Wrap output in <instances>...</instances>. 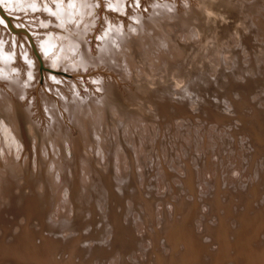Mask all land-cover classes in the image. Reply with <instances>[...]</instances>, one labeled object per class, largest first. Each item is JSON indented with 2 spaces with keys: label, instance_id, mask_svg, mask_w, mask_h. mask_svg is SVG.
<instances>
[{
  "label": "rangeland",
  "instance_id": "rangeland-1",
  "mask_svg": "<svg viewBox=\"0 0 264 264\" xmlns=\"http://www.w3.org/2000/svg\"><path fill=\"white\" fill-rule=\"evenodd\" d=\"M7 1L0 0V19L3 18L1 20L5 24L0 23L8 31L14 32L11 31V34L24 39L29 35L38 50L40 36L46 39L47 34L57 35L61 30L62 35L69 33L75 40H84L86 49L92 55L91 60L84 59L86 63L83 72L67 73L63 71L64 68L53 70L50 64L45 63V56L38 50L44 59L41 62L45 64H38L39 81L36 79V90L48 91V86L45 85L47 81L44 79L53 72L69 76L72 80L87 77L84 89L80 90L81 99L77 98L78 102L81 101L80 107L75 109L78 119H71L83 131L84 151L80 149L84 152V157L80 155L79 162L76 160L64 164L72 161L68 150L70 136L62 133L65 138L60 139L54 128L56 126L50 127L48 132L44 128L38 134L32 129L30 135L27 132L32 155L36 157V151L41 155L42 176L37 174L32 155L28 161V151L20 159L16 146L11 149L5 141L0 144V160L3 164V167L0 165V177L13 174L20 185L16 186V193L22 187L27 196L34 195L35 191L41 196L45 191L44 181L49 182L54 197V204L47 212L52 220L50 223L75 218L70 236H67L65 230H61L55 237H67L69 245L76 243L75 248L84 249L80 257L82 260L89 263L90 256H96L94 263L119 264L123 249H116L117 245L113 242L118 237L114 225L117 218L128 228L127 239L131 241L128 249H124L125 263L137 264L138 261L148 259L152 253V236H156L154 230L160 229L162 224L159 210H166L167 217L170 218L176 212L186 213L187 206L192 205L196 199L198 207L195 209L194 206L191 220L196 230L202 232L207 230L208 224H225V229L228 226L230 231L237 230L241 225L238 215L247 210L250 216H254L264 208V0H118L124 7L119 6L122 8L120 11L115 4H109L110 0H88L97 8V14L85 12L76 16L69 10L65 18V22L69 23L65 26L67 31L59 29L64 24L61 25L62 22L58 20L60 27L56 24L45 26L46 22L40 28L39 25L34 27V21L42 17L40 13L27 9L11 11L12 5L8 6ZM222 3L228 9L237 10L234 18L227 16ZM45 11V18L52 17V9L47 8ZM217 18L223 21V25L220 23L221 33L215 37L209 34L211 29L208 23L211 20L217 23ZM28 22L32 25L27 24ZM229 22L233 23L231 28L225 26ZM50 28L53 29L52 32ZM101 31L103 34L99 35ZM34 32L37 34L34 35ZM119 40L125 42L124 47L119 45ZM12 45L15 46V43H11V47ZM27 45L30 46L29 43ZM194 46L201 48L199 57L191 51ZM31 53L33 54L32 51ZM193 64L204 72L206 82L212 83V87L203 89L202 85L196 88L190 84ZM42 68L46 70L43 71ZM249 81L251 88L244 87ZM36 90L32 92L33 96L36 95ZM150 90H154L159 98L160 95H165L172 100L167 106L170 115L162 114L157 100L145 95ZM115 91L117 99L114 98ZM177 99L181 103L174 101ZM9 106L12 113L13 105L10 102ZM178 106H181V110ZM13 120L20 144L28 148L23 138L22 125L17 119ZM4 149L11 155L12 160L9 162L3 156ZM48 150L52 156H49ZM61 151L64 156L60 158ZM104 154L107 159H104ZM85 168L97 178L108 176L109 171L113 178L122 173L121 179L132 190L120 202L113 199L106 190L107 206L104 207L103 202H100L104 199L103 190L96 189L94 191L100 200L87 197V202L91 199L90 204L86 202L88 209L78 210L74 215L75 205L69 200L67 192L69 183L65 181L62 186L58 185L61 181L60 173L67 172L71 179L73 171H78L81 182ZM189 172L193 175V192L183 182ZM24 179L31 183L25 184ZM81 184L84 186V182ZM253 186H256V197L250 195L252 202L247 209L248 202L240 201L239 195L250 193ZM216 188L223 204L232 201L230 212L235 215L224 212L222 207L219 211H209V199L213 197ZM89 190L87 196L90 195ZM134 191L137 192L135 199L131 196ZM4 198L0 196V206L8 203L9 199ZM60 198L67 201V206L61 204L63 206L59 208ZM173 203L182 208L174 211ZM59 209L66 216H56ZM23 218L21 215L18 221L23 222ZM243 221L249 227L253 218ZM258 221L263 224L257 234L252 229L238 237L241 242L236 251L240 253H233V256L236 255L239 262L245 255V259L250 260L248 264H264V218ZM14 225L15 231L17 225ZM205 239L210 241L208 234ZM252 241L254 242L251 243ZM158 245L163 247L165 244L159 239ZM95 248L97 251H93ZM98 249H106L112 254L100 255L102 253ZM209 261L207 258L202 262L209 264ZM3 264L10 262L4 261Z\"/></svg>",
  "mask_w": 264,
  "mask_h": 264
},
{
  "label": "bare ground",
  "instance_id": "bare-ground-1",
  "mask_svg": "<svg viewBox=\"0 0 264 264\" xmlns=\"http://www.w3.org/2000/svg\"><path fill=\"white\" fill-rule=\"evenodd\" d=\"M110 1L111 3L109 4L110 5L115 4L116 5L115 7L117 9L119 8V6H122V3L119 4L120 0L119 1L110 0ZM7 2H8L7 4L8 6L12 5L10 7L11 11H16V10L24 11L27 9V11H30V12L34 11L36 14L40 13V15H42L41 17L42 20L40 18H37L34 21V27L35 26L38 27L39 25L38 28L44 26L45 22H46L45 26L46 25L52 26L56 24L58 25V27H60L59 24L57 23V20H58L62 22V24L60 23L61 25L64 24L59 29L61 28L65 29V26H67L66 23L69 24L68 22H65L66 21L65 18L68 16L69 10L70 12L75 13L76 16L81 15L85 12L86 13L91 12L92 14H95V13L97 14L98 12L97 8L93 7L94 5H91L90 1L88 0H72V1L71 0L70 1L68 0H8ZM121 2H125V0ZM215 4L218 5V3H215ZM3 5L4 4H2V7ZM129 5L130 4H128V6ZM136 6L138 5L136 4ZM222 6L226 8V9L224 8V10L227 11V16H232V18L236 16L235 12H237V10L233 11L231 9H228L226 7V4H223V3H222ZM132 7L130 6V8ZM47 8L52 9L54 16L52 15V17L45 18L43 13L46 12L45 10ZM122 8L124 7L122 6ZM122 8H119V11ZM130 8L128 7V9ZM124 11H127V9L126 10L124 9ZM129 13L130 12H128V14ZM68 18H67V21H69ZM83 18H86V17H83ZM1 19L4 20L3 18ZM2 20L0 22H2ZM218 20H219L218 21L219 23L218 22L215 23L213 20L209 22L210 24L208 23L209 29H211L209 32L211 36L215 35V37H217L219 33H221L220 31H221V26L223 25L222 24L223 21L220 19ZM71 21H74V20H71ZM29 23L30 22H28L27 24ZM225 23L227 22L225 21ZM20 24H22V22ZM74 25L75 24H73V27ZM227 25L228 27L231 28V26H233V23L229 22L228 24H225V26ZM50 29L52 32L53 29L52 28ZM65 30L67 31L68 29H65ZM11 31H8V29H6L5 27H2L0 23V144L2 145V143L5 141L8 148L12 149L13 146H16L17 155H20V159L24 158V155L27 153L26 151H28L27 156H28V161H29L33 156L32 155L33 152L30 149V143L27 138L28 137L27 132L29 131V135H30V132H31L30 129H32L33 132H36L38 134V132L39 133L42 132L43 128L45 132H48L50 131V127L56 126L54 128L56 129L57 136L60 137V139L65 138L61 135L62 133L64 135L69 134L70 136V143L68 141V150L70 153L69 157H71L72 161L70 162L67 161L64 164L67 165L68 163H72L76 160L77 162H79L80 155L82 156L84 155V152H83L84 150L82 148L83 131L80 128V125L77 124L76 121L72 122L71 119L72 117L75 119H78L76 110L81 105V101L78 102V100L81 99L80 90L82 88L84 89V85L87 83V77L82 76L81 78L79 77V79H76L74 77L75 79L72 80V78L69 76L67 77L66 75H59L58 72H53V74H50L48 78L45 76L47 79H44V80H46L47 83L46 81L43 80L46 83L45 85L48 86V91L47 90L42 91V89H40L41 91L36 90L35 83H36V79L38 80V70H39L38 64H45L47 62L53 67V70L55 71L62 70L64 68L63 71L65 70L67 73L75 72V71L83 72L85 68L84 63H86L84 59L89 58V60H91L92 58L91 52H89L86 49L85 47L86 44L84 43L85 42L84 40L77 38L78 40L76 39L77 40L76 41L75 37H73L72 34H69L67 32L68 34L62 35L61 30L60 31L58 30L59 33L57 35L55 33L47 34L48 37L46 39L43 38L45 40L40 38L42 36L38 38L39 46H40L39 49L41 51L40 54L43 53L42 55L45 56V58L43 57L45 59V63H44V62H41L44 59H42L41 55L38 53L39 49L37 50L36 47L34 46L32 37L27 35V38L24 39L18 35L17 36L14 35L13 31H12L13 33L11 34ZM35 33L36 32H34V35ZM100 34H103V32L101 31L99 35ZM216 34L218 35L216 36ZM39 35H42V34L39 33ZM205 41L207 40H203V42ZM11 43H15V46L12 45L13 47H11ZM27 43L30 44L31 46V47L29 46L30 48L28 47ZM119 45L121 47H124L125 42L119 40ZM30 49L33 52V54L31 53ZM199 49L201 48L194 46V49L191 48V51L195 52L196 55L199 57L201 55V52ZM37 60H39V62ZM47 67L49 66L47 65ZM191 69H192L191 74L193 76L192 77L193 81L191 80L190 84H192L193 86L195 85L194 87L196 86L199 87L202 85L201 87L203 89L205 87L210 88L213 86L212 83L206 82V75L204 74L203 71L199 69V67L196 64H193V67H191ZM96 75L98 76V74ZM195 79H197L199 82H197V80ZM42 85H44V83ZM243 86L251 88V82L249 81V83L247 82ZM34 89L36 90L35 96H33L34 94L32 95V92L34 91ZM116 94L117 93L115 91V95H114L115 99H117ZM145 95H147L149 99H152L154 97V99L157 100L156 102H158V107L161 109L162 114L164 113L167 116L170 115V113L167 110V106L170 105L172 101V100H169L170 98L166 97L165 95H162V96L160 95V98H159V95L157 93H154V90H150V92L146 93ZM20 96H23V97L20 98ZM90 96H91V99H89V102L92 101V95L90 94ZM119 96H118V99H119ZM123 99L122 101L125 102ZM85 101L83 102L85 103ZM174 101L181 103L180 100L178 99ZM9 102L13 105L14 116H13V112L10 113L9 111V108H10ZM178 107L181 110V106H178ZM13 118L17 119V121L20 122V125L23 126V127L21 126L22 134H23V138L28 148L27 147L25 148L23 144H20V141L18 140V137H17V133L14 129L15 124H13L14 123ZM60 121H62L64 124H62ZM59 124L61 125L59 126ZM251 130L253 131L252 128ZM80 148H82L83 151ZM48 152H49L48 153L49 156H52V153L49 150ZM30 155L32 156L29 159ZM3 156L8 162L12 160L10 153H8L6 149H4L3 151ZM62 156H64L63 151H61L60 158ZM104 159H107V155L105 154H104ZM33 161L36 164L37 174L42 176L41 169L43 168V166H42V160H41V155L39 151H36V157L33 156ZM0 165L1 167H3L1 160H0ZM4 168L5 170L7 169L6 167ZM85 169L86 171L83 172V175H84L83 181H81L82 183L84 182V186H82L80 182L81 178H80V175L78 174V171H75V172L73 171L71 179L68 178L67 172L60 173L61 181L58 182L59 183L58 185L62 186V184L65 183V181L69 183L67 192H68V198H70L69 200H71L72 203L75 205L74 215H76L78 210H82L88 207L86 205L87 197L88 198L94 197L95 199L98 198L97 194L95 193L96 191H94L96 189L103 190L104 199H101L100 202H103L104 207L107 206L105 204L106 190L109 191L110 193L109 195L113 199H116L119 202L123 200L122 198L125 195H129V193L132 190L131 188L129 189L130 185H127L126 181L121 179L123 178L122 173H120L118 177L113 178L111 171H109L108 176L107 175L104 176L105 180H107L106 183H104L105 180L103 181L104 179L103 177L97 178L96 175L92 173V171H90L87 168ZM88 174H89V177L87 178L86 176ZM12 175L8 173V175H6L5 177H3L2 175L0 177V196H2V198L5 197L4 199L6 198L9 199L8 203L6 204L3 203L0 206V230H1L0 260L5 259V261L10 262V264L12 263L13 264H33V263L35 264H38V263H41V264H89L90 262L92 264H97V263H94V259L96 258V256H90L89 263H87V261H84L80 258L82 257L83 252H84V249L82 248L72 250V254H74V256L72 254L71 255L74 257V261L63 259L62 250L68 249V246H70L68 238L67 237L63 239L61 238V241H60L58 238L54 236L55 235L57 236V234L61 230H65L68 233L67 236H70L71 233L69 232L73 230L74 226L72 225V223L75 220V218H73L72 220L70 219L69 221L67 219H60L58 220L56 224L50 223L52 220L49 218L47 212H48V208L54 204V197L52 195L53 194L52 186L49 184V182L47 183L46 181H44L45 191H44V194H42L41 196L38 195V193L35 190H32V191H35L34 195L27 196L24 194L25 191H23L22 187H21L22 189L20 188L19 190L20 192L18 191V193H16L15 189H16V186L18 185V182H17V179H15V177ZM45 177L46 176H44V178ZM46 179L48 178L46 177ZM24 180H25V184L31 183L27 179H24ZM193 181H194L193 175L191 172L187 173L186 177L183 179V182L186 185H188V187L190 188L192 192L195 188ZM215 183H216V187H218V179H216ZM105 185L107 186L105 187ZM18 186L20 187V185ZM87 187L89 188L94 187L95 189L89 190ZM115 187H117V190L115 189ZM87 190H89L90 197L87 196ZM92 191H94V194ZM217 191L218 189L216 188V191H214L213 193V197L209 199V202H210L209 211L210 212H213L215 210L219 211V209L222 207L224 209V212H229V214H231L232 216L235 215V213L233 214V212H230V209H231L230 205L232 201H229L228 203L223 204L220 201ZM136 193L134 191L131 194V196H133L132 197L133 199L136 198L137 196ZM250 195H253L254 197H256V186H253L252 189L250 188V193L239 195L240 201L248 202L246 203L248 204L247 209L249 207V204L252 202V197H250ZM60 200L61 202H60L59 208L63 206L61 204H65V206H67L66 204L67 201H64V200L62 201L61 198ZM99 200L100 199L98 198L97 201ZM90 201L91 199L88 200L87 203L90 204L91 203ZM192 205L187 206L186 213L184 212L182 214V212L181 213L176 212L170 218L169 216L167 217L168 214H166L165 212L166 210H159L161 214L160 219L162 221L161 228L154 230L156 236L154 238L152 236V245L154 244L156 245L157 242H159V239H161L163 242L166 241L165 244H171V247L172 249H174L175 253H176V250H178L180 252L179 254L182 256V259L184 260L183 264H194V262L195 264H201L203 263L202 261H204L205 259L207 260V258L210 259V261H211V258L225 260L229 258L231 255H233V253H240L236 251V249H238L239 247L238 244L241 242V240L238 237L241 234H247L251 232L252 229H254L255 233L257 234L258 229L263 224V222L258 221V219L260 220L261 218L262 220L264 218V208L254 216H250L249 212L245 210L240 215L237 216L238 221H240V224H241L237 230L234 229L233 231L232 230L230 231L227 229L228 226L225 229V226H224L225 224L224 225L217 224L215 226H210V224L207 223L208 224L207 230L201 232V231L196 230L197 228L192 223V220H191L194 206H195V209L198 207V203L196 199L193 200ZM92 208L94 207L92 206ZM180 208L182 207L179 204H174L173 206L174 211H177ZM55 214L56 216H66V214L63 213L61 209H59L58 212ZM21 215L24 216L23 222L18 221ZM100 215H102L103 217V214H100ZM250 218H253V223H251L249 227H248V224L245 226L244 225L245 222L243 220L244 219L247 220ZM218 221L220 222L219 219ZM14 223H16L17 228H18V229L16 228L15 231H14V226H15ZM114 225L116 227L115 233L117 234V236L121 237L119 238L120 239V242H118L119 244H116L117 246L115 245L116 249L120 250L122 248L123 250L122 249L121 250L124 254L125 251L128 249V247L131 245V241L127 239L128 228L126 229L124 222L118 218L115 219ZM209 226L212 228H210ZM229 231L232 233L233 237L231 236ZM94 233L96 232L94 231ZM207 234H208V237H210V241L209 240L206 241L205 239V236H207ZM234 234H235V237H234ZM53 237L56 239H53ZM54 242H56V244ZM214 244L215 246H213ZM98 251L102 253L100 254L99 252L100 255H104V256H107L108 254H112V252L106 251V249H101V250L98 249ZM155 252H156L155 254L160 253L159 248H157ZM155 259L156 261H158L159 256L158 257L155 256L154 260Z\"/></svg>",
  "mask_w": 264,
  "mask_h": 264
},
{
  "label": "water",
  "instance_id": "water-1",
  "mask_svg": "<svg viewBox=\"0 0 264 264\" xmlns=\"http://www.w3.org/2000/svg\"><path fill=\"white\" fill-rule=\"evenodd\" d=\"M55 237V236H54ZM53 237V239H56V238H54ZM116 237V236H115ZM119 238H121L120 236H118L117 238H115L114 239V243H116V244H119L118 242H120V239ZM59 240L61 241V239L59 238ZM58 240V241H59ZM117 240H119V241H117ZM254 241H252L251 243H253ZM55 244H56V242H54ZM166 243V241L164 242V244ZM76 243H72L70 246H68V249H65V250H62L63 252H62V256H63V259H65V260H73L74 261V254H72V250L73 249H80V247H78V248H75L76 246ZM158 245V242H157V244L155 245H153V247H152V249H151V251H150V255H149V257H148V259H146L145 261H138V263L137 264H183V262H184V260L182 259V256L179 254L180 252L178 251V250H176V253L174 252V249H172V247H171V244H165V245H163V247H161V246H157ZM60 247V246H59ZM157 248H159V252L160 253H157V254H155L156 252H155V250L157 249ZM166 249H167V251H166ZM96 250V248L95 249H93V251H95ZM172 250V251H171ZM65 251V252H64ZM92 251V252H93ZM183 251H184V249H183ZM73 256H72V255ZM126 255V253H124L123 254V252L121 251V254H120V260H119V264H126L125 262H126V260H125V256ZM216 255V254H215ZM155 256H159V259H158V261H156V259L154 260V257ZM179 258H178V257ZM232 256V257H231ZM229 258H227V259H225V260H221V259H217V258H215V259H213V258H211V261H209V264H248V263H250L249 261V258H247V259H245V255H243V258L245 259H243L242 261H240L239 262V259L238 258H236L235 256H233V255H231ZM176 258V259H175ZM175 259V260H174ZM174 260V261H173ZM5 261V259H3V260H0V264L2 263L3 264V262ZM247 261V262H246ZM12 263V262H11ZM13 264V263H12ZM33 264H35V263H33ZM38 264H41V263H38ZM90 264H92L91 262H90ZM194 264H195V262H194Z\"/></svg>",
  "mask_w": 264,
  "mask_h": 264
}]
</instances>
